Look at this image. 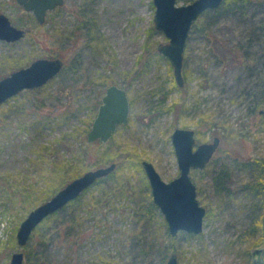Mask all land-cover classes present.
I'll use <instances>...</instances> for the list:
<instances>
[{"label": "rangeland", "instance_id": "rangeland-1", "mask_svg": "<svg viewBox=\"0 0 264 264\" xmlns=\"http://www.w3.org/2000/svg\"><path fill=\"white\" fill-rule=\"evenodd\" d=\"M154 10L153 0H64L41 23L17 0H0V12L25 31L0 39V78L36 57L64 62L43 85L0 104V264L15 250H23V264H167L173 251L180 264H247L263 245L262 228L244 230L264 211V197L250 187L257 171L249 164L264 158V0L205 9L194 20L182 85L158 49L169 37L154 25ZM111 82L128 92V120L108 140L88 141ZM177 125L193 127L196 144L221 140L204 167L190 169L206 207L201 232L171 234L161 210H147L151 186L141 161L151 160L165 180L177 176L171 142ZM111 161L113 174L18 243L16 231L31 208Z\"/></svg>", "mask_w": 264, "mask_h": 264}, {"label": "water", "instance_id": "water-1", "mask_svg": "<svg viewBox=\"0 0 264 264\" xmlns=\"http://www.w3.org/2000/svg\"><path fill=\"white\" fill-rule=\"evenodd\" d=\"M27 10L33 13L39 22H44L48 10L64 3V0H17ZM223 0H190L178 3L177 0H153L155 4L154 25L169 37V40L158 45L159 51L169 57L174 67V78L182 85L183 77V53L194 20L205 9L219 6ZM24 28L16 25L9 16L0 12V39L12 41L23 37ZM61 56L36 57L24 66L15 68L0 78V104L15 93L25 88H34L43 85L50 78L57 75L63 67ZM130 101L125 87L111 82L107 85L91 126L86 132L87 140L103 142L112 137L113 132L120 124L127 122L129 117ZM195 130L193 127H175L171 133L174 153L177 157L179 173L177 176L165 180L157 171L153 162L142 159L154 204L161 210L167 221L171 234L185 229L190 232L203 230L205 205H201L196 195V184L190 174L191 168L204 167L211 158L221 140L218 135L210 141H202L196 144ZM116 161L109 162L85 170L75 176L56 190L51 197L42 201L29 210L21 219L16 231L17 241L20 245L26 243L32 230L54 211L61 209L65 204L80 195L85 188L92 185L98 178L105 176L115 169ZM262 234L264 235V211L261 218ZM262 246L253 249L258 253ZM23 250H15L7 264H23ZM257 260V257L254 258ZM167 264H180L177 253L173 251L167 258Z\"/></svg>", "mask_w": 264, "mask_h": 264}, {"label": "trees", "instance_id": "trees-1", "mask_svg": "<svg viewBox=\"0 0 264 264\" xmlns=\"http://www.w3.org/2000/svg\"><path fill=\"white\" fill-rule=\"evenodd\" d=\"M247 1H249V0H223L221 2V4L219 6H217V7H215L214 9H216V8H218L220 6H224V7L226 6V7H230V8L236 9L237 6H243L244 4H246ZM206 11H207V9H206ZM108 155L109 154H106L105 151H103L102 154H101L103 159H112L111 156H108ZM73 158L80 160V157H75V155H74ZM70 160H72V159L70 158ZM249 164H251L253 166V169H255L257 171L255 182L253 184H251L250 187L252 188L253 192H255V193L259 194L260 196H262V199H263V197H264V158H259V157L250 158V163ZM116 168H117V166L115 167V169ZM115 169H113L109 174H113L115 172ZM100 179H101V177L98 178L96 181H98ZM77 197H75L73 200H70V201H74ZM262 204H264V201H262ZM147 208H148L147 209L148 211L152 210V209H157V206L154 204L153 199L148 202ZM56 211H54L52 214L47 215L45 218H49L54 213H57ZM251 224L252 225L250 227H247V229L244 230V233L246 235L247 234L257 233L258 231L259 232L261 231L262 224H261V218L260 217H257L256 219H254V221ZM260 235H261V241L263 243L262 249L258 253H254L253 251H251V253L255 257H257V260L255 261L254 258H253L251 261H248L247 264H264V235L262 234V232L260 233ZM244 253L246 255L250 254V249L245 250Z\"/></svg>", "mask_w": 264, "mask_h": 264}]
</instances>
